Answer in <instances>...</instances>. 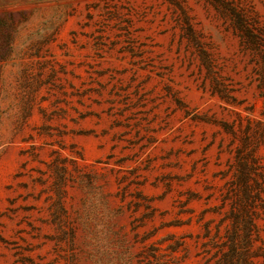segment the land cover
<instances>
[{
	"label": "rangeland",
	"instance_id": "obj_1",
	"mask_svg": "<svg viewBox=\"0 0 264 264\" xmlns=\"http://www.w3.org/2000/svg\"><path fill=\"white\" fill-rule=\"evenodd\" d=\"M233 244L264 264V0H0V264Z\"/></svg>",
	"mask_w": 264,
	"mask_h": 264
},
{
	"label": "trees",
	"instance_id": "obj_2",
	"mask_svg": "<svg viewBox=\"0 0 264 264\" xmlns=\"http://www.w3.org/2000/svg\"><path fill=\"white\" fill-rule=\"evenodd\" d=\"M249 242L247 241V244ZM244 252V251H243ZM220 264H253V260L248 251L242 253L237 244H233L230 252L225 254Z\"/></svg>",
	"mask_w": 264,
	"mask_h": 264
}]
</instances>
